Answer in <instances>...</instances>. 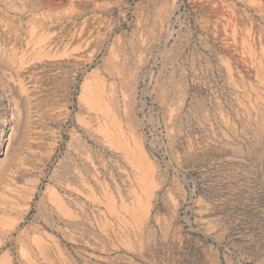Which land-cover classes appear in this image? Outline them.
Wrapping results in <instances>:
<instances>
[{
    "label": "rangeland",
    "instance_id": "obj_1",
    "mask_svg": "<svg viewBox=\"0 0 264 264\" xmlns=\"http://www.w3.org/2000/svg\"><path fill=\"white\" fill-rule=\"evenodd\" d=\"M57 1L0 0V77L2 78L3 74H12L9 81L24 86L22 91H18L10 85L1 84L0 81V100H4L5 115L14 109L19 113V118H22L24 108L22 104L21 107L17 106L15 101L16 98L23 97L26 101V94L29 93L28 105H33L34 112L31 134L26 135L28 140H24L19 154L17 153L16 161L20 162V166L14 169L11 181L0 185V248L3 250H0V257L9 256L10 264H264V129L260 119V115L264 113V0H170L168 5L163 4L165 0ZM176 3L180 4L179 9H175ZM62 8L65 9L64 12ZM30 17L33 20L30 21ZM177 18H180V21ZM42 20L46 22L44 27L39 24ZM47 25L54 29L47 28ZM252 30L255 31L254 34ZM53 37V44L59 47L61 52L70 48L71 44L83 40L79 43L83 44V47L77 58L78 62L60 66L46 63L36 55V51L39 48L44 49ZM232 41L235 47H239H233ZM83 70L92 73L96 80L103 79L110 85L108 113L113 117L117 110L119 111L124 148L98 152L99 146L92 139L89 141L92 152L87 155L74 148L72 139L74 136L76 138L77 134L85 129L98 133L97 123L101 117L93 110L91 117L80 115V120L78 119L77 102L80 87L84 82ZM66 71L67 75L63 76ZM149 71L154 74L151 76ZM14 72L19 73L18 81L13 75ZM138 76H144L142 78L146 80L141 82L135 101L130 104L128 83ZM75 78L79 82H75ZM164 80L168 82L165 93L164 89L160 88ZM49 90L58 95L56 102L59 103L60 109L53 111L56 115L52 111H46L49 107L44 98L49 95ZM142 98L146 100L145 106H142ZM68 99L73 102L70 104L71 114L61 108V104ZM163 100L164 103H161ZM44 109L46 110L43 111ZM133 116L138 120H133ZM169 118L175 122L168 123ZM16 121L17 118L12 121L8 117L3 123L0 119V150L4 148L8 137L10 144L14 143L18 135L15 129ZM180 128H183L182 131ZM112 135L114 136V132ZM139 150L152 164L154 171L153 187H147L149 190L152 188L150 192L148 190L149 195L141 196V208L137 217L139 225L143 224L140 232L133 221V209L137 210V207H134L132 202L143 190L137 187V167L133 166L130 154ZM67 157L69 159H66ZM70 160L72 166L66 171V164ZM66 174L67 176H64ZM175 207L179 210L176 219L181 228L178 227L176 231L179 234L175 233V227L172 226L175 220L172 209ZM149 231L155 235L152 242ZM158 242H161L160 245ZM149 243L152 246H149Z\"/></svg>",
    "mask_w": 264,
    "mask_h": 264
},
{
    "label": "bare ground",
    "instance_id": "obj_2",
    "mask_svg": "<svg viewBox=\"0 0 264 264\" xmlns=\"http://www.w3.org/2000/svg\"><path fill=\"white\" fill-rule=\"evenodd\" d=\"M7 1V0H6ZM18 1V0H17ZM49 1V0H48ZM57 1V0H56ZM108 1V0H107ZM227 1V0H226ZM244 1V0H243ZM5 2V1H4ZM58 2V1H57ZM60 2H61V0H60ZM67 2V1H66ZM71 2V1H70ZM78 2V1H77ZM82 2H84V1H82ZM192 2H194V0L192 1ZM211 2V1H210ZM222 2V1H221ZM22 3V2H21ZM38 3V2H37ZM65 3V2H64ZM162 3V2H161ZM206 3V2H205ZM219 3V2H218ZM18 4V3H17ZM89 4V3H88ZM163 4H165V5H168V4H170V0H165L164 1V3ZM171 4H173V2L171 3ZM177 4V3H176ZM235 4V3H234ZM243 4V3H242ZM37 5V4H36ZM82 5V4H81ZM200 5V4H199ZM206 5V4H205ZM209 5V4H208ZM211 5H213L212 3H211ZM223 5V4H222ZM236 5V4H235ZM240 5V4H239ZM23 6V5H22ZM66 6H68V5H66ZM83 7L85 6V5H82ZM174 6V5H173ZM203 6H204V4H203ZM207 6V5H206ZM219 5H217V7H218ZM237 6V5H236ZM242 6V5H241ZM251 6V5H250ZM255 6V5H254ZM20 7H21V5H20ZM65 7V6H64ZM69 7H70V5H69ZM68 7V8H69ZM75 7V6H74ZM86 7H87V5H86ZM160 7H162L161 5H160ZM199 7V6H198ZM65 8H67V7H65ZM76 8V7H75ZM91 8V7H90ZM180 8V4H177V6H175V9H179ZM204 8V7H203ZM208 8V7H207ZM63 9V12H64V8H62ZM88 9V8H87ZM87 9H86V11H87ZM164 9V8H163ZM175 9H173V10H175ZM246 9V8H245ZM249 9V8H248ZM263 9V8H262ZM58 10V9H57ZM67 10V9H66ZM172 10V11H173ZM220 10V9H219ZM222 10V9H221ZM228 10V9H227ZM71 11H73V8H71ZM214 11H215V9H214ZM223 11V10H222ZM225 11H226V9H225ZM232 11V10H231ZM235 11V10H234ZM237 11V10H236ZM252 11V10H251ZM258 11V10H257ZM40 12V11H39ZM53 12V11H52ZM78 12V11H77ZM88 12V11H87ZM174 12V11H173ZM198 12H200V11H198ZM216 12V11H215ZM217 12H219V11H217ZM243 12V11H242ZM73 13V12H72ZM236 13V12H235ZM55 14V13H54ZM78 14H80L79 12H78ZM78 14H76L77 16H78ZM171 14H173V13H171ZM177 14V13H176ZM200 14V13H199ZM225 14H226V12H225ZM260 14V13H259ZM1 15V14H0ZM45 15V14H44ZM51 15V14H50ZM67 15V14H66ZM74 15V14H73ZM221 15V14H220ZM230 15V14H229ZM28 16V15H27ZM35 16V15H34ZM47 16V15H46ZM58 16V15H57ZM71 16V15H70ZM178 16V15H177ZM176 16V17H177ZM180 16V15H179ZM203 16V15H202ZM205 16V15H204ZM208 16V15H207ZM228 16V15H227ZM247 16V15H246ZM249 16V15H248ZM254 16V15H253ZM258 16V15H257ZM26 17V16H25ZM40 17V16H39ZM43 17H45V16H43ZM67 18H69L68 16H66ZM220 17V16H219ZM230 17V16H229ZM240 17V16H239ZM255 17V16H254ZM21 18V17H20ZM46 18V17H45ZM53 18V17H52ZM60 18V17H59ZM90 18V17H89ZM168 18H170V16L168 17ZM212 18H214V16L212 17ZM231 18V17H230ZM233 18V17H232ZM39 19V18H38ZM78 19H79V17H78ZM171 19V18H170ZM179 21H180V18H177ZM222 19V18H221ZM234 19V18H233ZM232 19V21H234ZM5 20V19H4ZM29 20L31 21V20H33L32 19V17H30L29 18ZM35 20H37V19H35ZM34 20V21H35ZM47 20V19H46ZM57 20V19H56ZM55 20V21H56ZM80 20V19H79ZM174 20V19H173ZM183 20V19H182ZM241 20H242V18H241ZM8 21V20H7ZM53 21H54V19H53ZM247 21V20H246ZM26 22V21H25ZM66 22V21H65ZM88 22V21H87ZM86 22V23H87ZM91 22H93V21H91ZM190 22V21H189ZM214 22V21H213ZM221 22V21H220ZM225 22V21H224ZM229 22V21H228ZM235 22H237V20L235 21ZM249 22V21H248ZM27 23H29L28 22V20H27ZM31 23V22H30ZM46 23V22H45ZM44 21L42 20V21H40V26H43L44 27ZM71 23V22H70ZM77 24H79L78 23V21L76 22ZM226 23V22H225ZM32 24V23H31ZM62 24V23H61ZM61 24H60V26H61ZM67 24H69V23H67ZM76 24V25H77ZM170 24H171V22H170ZM211 24H213V23H211ZM66 25V24H65ZM72 25V24H71ZM84 25V24H83ZM87 25V24H86ZM178 25V24H177ZM210 25V24H209ZM216 25V24H215ZM223 25V24H222ZM243 25V24H242ZM32 26V25H31ZM37 26H39V25H37ZM171 26V25H170ZM176 26V25H175ZM191 26V25H190ZM211 26V25H210ZM218 26V25H217ZM221 26V25H220ZM226 26V25H225ZM244 26V25H243ZM33 27H35V26H33ZM47 28L49 27V29H54V27H50L49 25H47L46 26ZM57 27V26H56ZM173 27V26H172ZM195 27V26H194ZM212 27H214V26H212ZM211 27V28H212ZM222 27V26H221ZM249 27L250 26H248V29H249ZM36 28V27H35ZM38 28V27H37ZM60 28V27H59ZM245 28V27H244ZM255 28V27H254ZM24 29H25V27H24ZM28 29H30V28H28ZM44 30H45V28H43ZM49 29H47L48 30V32H49ZM64 29V28H63ZM174 29V28H173ZM176 29V28H175ZM195 29V28H194ZM253 29V28H252ZM260 29V28H259ZM22 30V29H21ZM57 30H58V28H57ZM61 30V29H60ZM75 30V29H74ZM178 30V29H177ZM214 30V29H213ZM221 30V29H220ZM228 30V29H227ZM230 30V29H229ZM245 30V29H244ZM243 30V31H244ZM2 31V30H1ZM10 31H11V29H10ZM40 31V30H39ZM59 31V30H58ZM57 31V32H58ZM62 31V30H61ZM65 31V30H64ZM76 31V30H75ZM85 31V30H84ZM97 31H99V30H97ZM212 31V30H211ZM219 31V30H218ZM251 31V30H250ZM47 32V31H46ZM63 32V31H62ZM216 32V31H215ZM222 32H223V29H222ZM221 32V33H222ZM238 32V31H237ZM252 32H253V30H252ZM255 32V31H254ZM254 32H253V34H254ZM13 33H14V31H13ZM24 33V32H23ZM40 33V32H39ZM44 34H45V32H43ZM59 33H61V32H59ZM93 33V32H92ZM171 33H172V31H171ZM181 33V32H180ZM220 33V34H221ZM239 33V32H238ZM242 33H245V32H242ZM241 33V34H242ZM257 33H258V31H257ZM3 34V33H2ZM10 34V33H9ZM27 34V33H26ZM56 33L54 32V34L53 35H55ZM68 34V33H67ZM91 34V33H90ZM123 34V33H122ZM122 34H121V36H122ZM224 34V33H223ZM19 35V34H18ZM28 35V34H27ZM49 35V33L47 34V36ZM66 35V34H65ZM79 35V34H78ZM82 34H80V36H81ZM85 35V34H84ZM92 35V34H91ZM94 35V34H93ZM184 35V34H183ZM218 35V34H217ZM227 35V34H226ZM255 35H256V33H255ZM258 35V34H257ZM37 36V35H36ZM46 36V35H45ZM69 35H67V37H68ZM73 36V35H72ZM76 36H77V33H76ZM163 36V35H162ZM170 36H171V34H170ZM169 36V37H170ZM195 36V35H194ZM221 36V35H220ZM237 36H239V35H237ZM14 37V36H13ZM19 37V36H18ZM43 37H44V35H43ZM66 37V38H67ZM82 37V36H81ZM106 37V36H105ZM117 37V36H116ZM124 37V36H123ZM168 37V38H169ZM181 37V36H180ZM219 37V36H218ZM242 37V36H241ZM261 37V36H260ZM40 38V37H39ZM64 38V37H63ZM74 38H75V35H74ZM109 38H111V37H109ZM115 38V37H114ZM122 38V37H121ZM136 38V37H135ZM176 38H177V36H176ZM194 38V37H193ZM230 38H231V35H230ZM237 38V37H236ZM252 38V37H251ZM79 39V38H78ZM87 39V38H86ZM95 39V38H94ZM105 39V38H104ZM123 39V38H122ZM191 39V38H190ZM217 39V38H216ZM224 39V38H223ZM239 39H241L240 37H239ZM238 39V40H239ZM6 40V39H5ZM53 40H55V37H53L52 38V41H50V42H48V45L44 48V49H41V48H39L37 51H36V55H38V56H40V58H43L42 60H44V62H46V63H49V64H56V65H62V64H64V63H66V64H70V63H72L73 64V62L74 61H77L78 62V57H79V55H80V50H82L81 49V47H83L82 45H80L81 43L80 42H82L83 40H80L79 41V43H74L73 45L71 44L70 46V48H65L64 49V51L63 52H61V50L59 49V47H57L56 45H54L53 44ZM57 40V39H56ZM62 40V39H61ZM67 40V39H66ZM71 40V39H70ZM113 40V39H112ZM111 40V41H112ZM174 40V39H173ZM228 40V39H227ZM230 40H233V39H230ZM236 40V39H235ZM250 40V39H249ZM264 40V39H263ZM9 41V40H8ZM64 41V40H63ZM93 41V40H92ZM99 41V40H98ZM220 41V40H219ZM73 41H71V43H72ZM212 42V41H211ZM239 42V41H238ZM252 43H253V41H251ZM56 43V42H55ZM62 43V42H61ZM65 43V42H64ZM63 43V44H64ZM67 43V42H66ZM94 43V42H93ZM99 43L101 44V41H99ZM105 43V42H104ZM114 43H115V41H114ZM118 43H120L119 42V40H118ZM160 43V42H159ZM217 43V42H216ZM221 43V42H220ZM251 43V44H252ZM257 43V42H256ZM260 43V42H259ZM23 44V43H22ZM109 44V43H108ZM144 44V43H143ZM142 44V45H143ZM172 44V43H171ZM181 44V43H180ZM228 44V43H227ZM232 44H233V41H232ZM238 44V43H237ZM8 45V44H7ZM58 45V44H57ZM86 45V44H85ZM90 45V44H89ZM110 45V44H109ZM115 45V44H114ZM127 45V44H126ZM135 45V44H134ZM166 45V44H165ZM185 45V44H184ZM191 45V44H190ZM220 45H222V44H220ZM225 45V44H224ZM230 45V44H229ZM260 45V44H259ZM61 46V45H60ZM91 46V45H90ZM90 46H88V47H90ZM118 46V45H117ZM125 46V45H124ZM226 46V45H225ZM228 46V45H227ZM231 46V45H230ZM233 47H235V45L233 44L232 45ZM231 46V47H232ZM238 46V45H237ZM17 47V46H16ZM64 47V46H63ZM103 47H104V44H103ZM109 47V46H108ZM126 47V46H125ZM124 47V48H125ZM131 47V46H130ZM136 47V46H135ZM138 47H140V46H138ZM166 47V46H165ZM178 47V46H177ZM187 47V46H186ZM239 47V46H238ZM238 47H235V48H238ZM243 47V46H242ZM30 48V47H29ZM37 48V47H36ZM101 48V47H100ZM174 48V47H173ZM88 49H90V48H88ZM87 49V50H88ZM107 49V48H106ZM232 49V48H231ZM3 50V49H2ZM11 50V49H10ZM28 50V49H27ZM26 50V51H27ZM92 50V49H91ZM99 50V49H98ZM126 50V49H125ZM145 50H146V48H145ZM145 50H142V51H145ZM161 50V49H160ZM170 50H171V48H170ZM223 50V49H222ZM229 50H230V47H229ZM240 50V49H239ZM139 51V50H138ZM217 51V50H216ZM221 51V50H220ZM232 51V50H231ZM246 51V50H245ZM260 51V50H259ZM83 52H86L85 50H83ZM105 52V51H104ZM128 52V51H127ZM162 52H163V49H162ZM218 52V51H217ZM224 52V51H223ZM258 52V51H257ZM0 53H1V51H0ZM108 53V52H107ZM129 53V52H128ZM133 53V52H132ZM138 53V52H137ZM165 53V52H164ZM167 53V52H166ZM219 53V52H218ZM10 54V53H9ZM139 54H141V53H139ZM162 54V53H161ZM174 54V53H173ZM172 54V55H173ZM181 54V53H180ZM216 54V53H215ZM233 54V53H232ZM2 55H3V53H2ZM125 55V54H124ZM171 55V54H170ZM177 55V54H176ZM221 55V54H220ZM226 55V54H225ZM236 55H237V53H236ZM105 56V55H104ZM128 56V55H127ZM132 56V55H131ZM174 56V55H173ZM181 56V55H180ZM214 56V55H213ZM254 56V55H253ZM13 57V56H12ZM165 57V56H164ZM168 57V56H167ZM171 57V56H170ZM221 57V56H220ZM224 57V56H223ZM229 57V56H228ZM263 57V56H262ZM222 58V57H221ZM238 58V57H237ZM1 59V58H0ZM87 59H89L90 60V58H87ZM87 59H85V61H87ZM124 59V58H123ZM125 59H126V57H125ZM132 59V58H131ZM167 59V58H166ZM173 59V58H172ZM218 59V58H217ZM223 59V58H222ZM5 60H6V58H5ZM17 60V59H16ZM89 60H88V62H89ZM129 60V59H128ZM134 60V59H133ZM214 60V59H213ZM232 60V59H231ZM254 60V59H253ZM6 61H8V60H6ZM83 61V60H82ZM91 61V60H90ZM111 61V60H110ZM157 61V60H156ZM224 61V60H223ZM238 61V60H237ZM241 61V60H240ZM9 62V61H8ZM136 62H137V60H136ZM233 62V61H232ZM243 62H245L244 60H243ZM257 62V61H256ZM18 63V62H17ZM90 63V62H89ZM129 63V62H128ZM154 63H156V62H154ZM153 63V64H154ZM246 63V62H245ZM253 63V62H252ZM44 64V63H43ZM71 64V65H72ZM76 64V63H75ZM80 64V63H79ZM137 64V63H136ZM140 64V63H139ZM150 64V63H149ZM232 64V63H231ZM257 64V63H256ZM37 65V64H36ZM86 65V64H85ZM90 65V64H89ZM99 65V64H98ZM106 65V64H105ZM156 65V64H155ZM9 66H10V64H9ZM74 66V65H73ZM84 66V65H83ZM114 66H115V64H114ZM113 66V67H114ZM122 66V65H121ZM129 66V65H128ZM137 66V65H136ZM3 67V66H2ZM20 67V66H19ZM35 67V66H34ZM99 67V66H98ZM101 67V66H100ZM112 67V66H111ZM130 67H131V65H130ZM150 67V66H149ZM222 67V66H221ZM233 67V66H232ZM244 67L246 68V65H244ZM243 67V68H244ZM1 68V67H0ZM31 68V67H30ZM78 68V67H77ZM102 68V67H101ZM134 68V67H133ZM154 68V67H153ZM165 68V67H164ZM242 68V69H243ZM72 69V68H71ZM115 69V68H114ZM121 69H122V67H121ZM142 69H143V67H142ZM230 69H232V68H230ZM247 69V68H246ZM75 70V69H74ZM80 70V69H79ZM102 70V69H101ZM109 70V69H108ZM125 70V69H124ZM134 70V69H133ZM152 70V69H151ZM150 70V71H151ZM182 70V69H181ZM254 70V69H253ZM56 71V70H55ZM90 71V70H89ZM103 71V70H102ZM144 71H145V68H144ZM143 71V72H144ZM149 71V74L152 76L153 74H154V72L151 74V72ZM175 71V70H174ZM192 71V70H191ZM225 71V70H224ZM242 71V70H241ZM248 71V70H247ZM12 72V71H11ZM19 72V71H18ZM68 71H66L64 74H63V72H62V74H63V76H66ZM70 72V71H69ZM84 72V82H83V84L81 85V87H80V93H79V95H78V102H77V105H78V112H77V116H78V119H79V117H80V115L81 116H84V117H91V115H92V112H93V110L94 111H96L97 113H99V115L101 116L100 118H99V121H98V128H99V130H98V133L97 134H95V133H91L89 130H87V129H85L83 132H81V133H79V134H77L78 136L75 138V136H74V138L72 139V144H74V148H78L81 152H82V154H88V152H92V146L89 144V141L92 139L93 140V142L95 141L96 142V144L100 147H98L97 148V151L98 152H102V151H105V150H108V149H112V148H124V134H122V128H121V126H120V122H119V118H118V116H119V111L117 110V112H116V114L112 117L109 113H108V105H109V100H108V98H110V95H109V89L111 90V88H110V85L109 84H107V82L105 81V80H103V79H97L96 80V78H95V76H93V74L92 73H88V71H86V70H83L82 71V73ZM130 72V71H129ZM143 72H142V75H143ZM147 72V71H146ZM163 72V71H162ZM168 72V71H167ZM25 73H27V72H25ZM43 73V72H42ZM60 73V72H59ZM75 73V72H74ZM246 74H247V72H245ZM44 74H46V73H44ZM52 74H53V71H52ZM55 74H58V73H55ZM61 74V73H60ZM72 74V73H71ZM70 74V75H71ZM126 74V73H125ZM148 74V75H149ZM156 74V73H155ZM163 74V73H162ZM170 74V73H169ZM177 74V73H176ZM227 74V73H226ZM233 74V73H232ZM234 74H235V72H234ZM263 74V73H262ZM13 75L15 76V78H16V81H18L19 80V73H16V72H14L13 73ZM48 75H49V73H48ZM102 75V74H101ZM141 75V74H140ZM175 75V74H174ZM178 75V74H177ZM176 75V76H177ZM223 75V74H222ZM11 76H12V74H8V75H6V74H3V77L1 78L0 77V81H1V84L2 83H4V84H6V85H10V86H12V87H14L15 89H17L18 91H22L23 89H24V86L21 84V83H18L17 85L16 84H14V83H11V81H9L10 79L9 78H11ZM28 76V75H27ZM52 76V75H51ZM58 76V75H57ZM60 77H62L61 75H59ZM76 76V75H75ZM107 76V75H106ZM112 76V75H111ZM129 76H130V74H129ZM133 76V75H132ZM150 76V77H151ZM234 76V75H233ZM247 76V75H246ZM42 77V76H41ZM59 77V78H60ZM81 77V76H80ZM142 77H144V76H142ZM142 77H135V78H133V79H131L130 81H129V83H128V87H127V90H128V96H130V104H133V102L135 101V96H136V93L138 92V87H139V85L141 84V82L143 81L144 82V79L145 78H142ZM189 77V76H188ZM236 77V76H235ZM33 78V77H32ZM45 78V77H44ZM57 78V77H56ZM65 78V77H64ZM71 78V77H70ZM78 78V77H77ZM110 78V77H109ZM109 78H107V79H109ZM158 78V77H157ZM163 78V77H162ZM171 78V77H170ZM186 78V77H185ZM226 78H228V77H226ZM262 78V77H261ZM115 79V78H114ZM122 79H123V77H122ZM160 79V78H159ZM164 79H165V76H164ZM168 79V78H167ZM194 79V78H193ZM225 79V78H224ZM230 79V78H229ZM239 79H241V78H239ZM255 79V78H254ZM13 80V79H12ZM46 80H47V78H46ZM56 80V79H55ZM98 80H102V81H98ZM146 80V79H145ZM151 80V79H150ZM172 80H173V77H172ZM226 80V79H225ZM247 80V79H246ZM73 81V80H72ZM74 81L75 82H79L76 78L74 79ZM157 81V80H156ZM155 81V82H156ZM161 81V80H160ZM177 81V80H176ZM242 81V80H241ZM255 81H256V79H255ZM258 81V80H257ZM53 82V81H52ZM54 82H56V81H54ZM64 82V81H63ZM121 82V81H120ZM150 82V81H149ZM152 82V81H151ZM169 82H171L170 80H169ZM229 82V81H228ZM236 82H238L237 81V79H236ZM261 82H262V80H261ZM27 83V82H26ZM25 83V84H26ZM114 83V82H113ZM147 83V82H146ZM160 83V82H159ZM197 83V82H196ZM243 83V82H242ZM257 83V82H256ZM50 84H51V82H50ZM49 84V85H50ZM53 84H55V83H53ZM60 84V83H59ZM62 84V83H61ZM64 84V83H63ZM70 83H68V85H69ZM168 84V82L167 81H162V84H161V86H160V88L162 87L164 90H163V93H165V89L167 88V85ZM177 84V83H176ZM52 85V84H51ZM58 85V84H57ZM124 85V84H123ZM170 85V84H169ZM186 85H187V83H186ZM193 85V84H192ZM197 85V84H196ZM234 85V84H233ZM243 85V84H242ZM241 85V86H242ZM67 86V85H66ZM114 86V85H113ZM119 86V85H118ZM143 86V85H142ZM149 85H147V87H148ZM152 86V85H151ZM176 86V85H175ZM181 86V85H180ZM183 86V85H182ZM261 86V85H260ZM53 87V86H52ZM71 87H72V85H71ZM109 87V88H108ZM124 87V86H123ZM144 87V86H143ZM175 88V87H174ZM196 88H198V86L196 87ZM235 88V87H234ZM35 89V88H34ZM54 89H55V87H54ZM143 89V88H142ZM145 89H147V88H145ZM150 89L151 88H149L148 89V91H150ZM236 89V88H235ZM59 90V89H58ZM115 90V89H114ZM125 90V89H124ZM156 90V89H155ZM233 90V89H232ZM264 90V89H263ZM42 91V90H41ZM47 91V90H46ZM64 91V90H63ZM70 91V90H69ZM161 91V90H160ZM172 91V90H171ZM1 92V91H0ZM15 92V91H14ZM58 92V91H57ZM75 92V91H74ZM146 92H147V90H146ZM177 92H178V90H177ZM197 92H198V90H197ZM202 92H204L203 90H202ZM263 92V91H262ZM5 93V92H4ZM22 93V92H21ZM49 95H47V97H45L44 99L46 100V102H45V104L49 107V109H44L43 111H54V110H57L58 108H59V103H57L56 102V98H57V94H56V92L55 91H51V90H49ZM162 93V92H161ZM162 93V94H163ZM16 94V93H15ZM32 94V93H31ZM67 94V93H66ZM119 94V93H118ZM149 94H150V92H149ZM155 94H156V91H155ZM169 94V93H168ZM178 94V93H177ZM185 94H186V92H185ZM188 94V93H187ZM11 95V94H10ZM17 95V94H16ZM42 95V94H41ZM158 95V94H157ZM156 95V96H157ZM171 95V94H170ZM191 95V94H190ZM237 95V94H236ZM264 95V94H263ZM43 96V95H42ZM68 96V95H67ZM124 96V95H123ZM145 96V95H144ZM195 96H196V94H195ZM256 96V95H255ZM10 97H12V96H10ZM40 97V96H39ZM121 97V96H120ZM141 97V96H140ZM165 97V96H164ZM167 97V96H166ZM169 97V96H168ZM179 97V96H178ZM70 98V97H69ZM128 98V97H127ZM138 98V97H137ZM149 98V97H148ZM157 98H158V96H157ZM161 98V97H160ZM169 98H171V97H169ZM180 98V97H179ZM192 98H194V96L192 97ZM204 98V97H203ZM257 98V97H256ZM6 99V98H5ZM19 99H20V101H19ZM19 99H17L16 98V100L17 101H15L16 103H17V106H20L21 107V104H22V108H24L23 110H24V117H22V118H19V113L18 112H16L14 109H11V110H9V113L7 112V114L5 115V112H6V110H5V105L3 104L4 103V100H0V107H1V111H0V119H1V121L3 122V121H5L6 120V118H11L12 119V121H13V119L14 118H17V121H16V126H15V129L17 130V132H18V137L16 136V138H15V141H14V143H12V144H10V137H8L7 138V140H5L6 141V144H4V148L2 149L1 148V150H0V153H2V156L0 157V185L1 184H3V183H6V182H8V181H11L10 180V178H12L13 176H14V169L15 168H17V167H19L20 166V162H17L16 161V158H18L17 157V155L19 154V150H20V148L22 147V144H23V142H24V140L25 139H27L26 138V135H28V134H31L30 132H31V129H32V123H33V117H34V112H33V110H32V106H29L28 105V101H29V93H27L26 94V101H25V99H24V97L23 98H19ZM40 99H41V97H40ZM58 99V98H57ZM115 99V98H114ZM140 99V98H139ZM156 99V98H155ZM163 99V98H162ZM167 99V98H166ZM181 99V98H180ZM187 99V98H186ZM190 99V98H189ZM196 99H198V98H196ZM32 100V99H31ZM71 100V99H70ZM69 99H68V101L67 102H65V103H63V104H61L62 105V109L66 112V113H68V114H71L72 113V111H71V109H70V104H73V102H71ZM73 100H74V98H73ZM117 100H118V98H117ZM150 100V99H149ZM158 100H159V98H158ZM75 101V100H74ZM142 103L144 104V105H142V106H145V103H146V100L145 99H143L142 98ZM205 101V100H204ZM262 101V100H261ZM32 102V101H31ZM49 102V103H48ZM164 103V100L163 101H161V103ZM166 102V101H165ZM179 102V101H178ZM200 102H202V101H200ZM61 103V102H60ZM112 103V102H111ZM119 103V102H118ZM141 103V102H140ZM11 104V103H10ZM173 104V103H172ZM13 105V104H12ZM195 105V104H194ZM207 105V104H206ZM206 105H205V109L203 108V111L205 110L206 111ZM264 105V104H263ZM262 105V106H263ZM116 106V105H115ZM128 106V105H127ZM157 106V105H156ZM161 106H163V105H161ZM169 105H167V107H168ZM177 106V105H176ZM183 106V105H182ZM200 106H201V104H200ZM203 107H204V105H202ZM201 106V107H202ZM133 107H135V106H133ZM138 107V106H137ZM185 107V106H184ZM183 107V108H184ZM222 107V106H221ZM73 108V107H72ZM122 108V107H121ZM129 108V107H128ZM139 108V107H138ZM164 108V107H163ZM191 108V107H190ZM229 108H230V106H229ZM247 108V107H246ZM260 108H261V105H260ZM6 109H9V108H6ZM60 109V108H59ZM58 109V110H59ZM115 110H116V108H114ZM186 109V108H185ZM208 109V108H207ZM134 110H135V108H134ZM165 110H166V107H165ZM184 110V109H183ZM121 111V110H120ZM127 111H129V110H127ZM132 110H130V112H131ZM182 111V110H181ZM200 111V110H199ZM205 111H204V113H205ZM233 111V110H232ZM259 111V110H258ZM263 111H264V108H263ZM262 111V112H263ZM63 112V111H62ZM122 112V111H121ZM146 112V111H145ZM148 112V111H147ZM156 112H158V111H156ZM167 112V111H166ZM177 112V111H176ZM198 112V111H197ZM54 113V112H53ZM56 113V112H55ZM54 113V114H55ZM95 113V112H94ZM132 113V112H131ZM143 113V112H142ZM53 114V116H55ZM62 114V113H61ZM122 114V113H121ZM136 114V113H135ZM200 114V113H199ZM199 114H198V116H199ZM249 114V113H248ZM257 114V113H256ZM125 115V114H124ZM127 115V114H126ZM131 115H133V114H131ZM144 115V114H143ZM142 115V117L144 118V116ZM147 115V114H146ZM154 115V114H153ZM168 115H169V113H168ZM224 115V114H223ZM5 116V117H4ZM8 116V117H7ZM47 116H48V113H47ZM75 116V115H74ZM123 116V115H122ZM129 116H130V114H129ZM152 116V115H151ZM167 116V115H166ZM178 116V115H177ZM69 117V116H68ZM71 117V116H70ZM127 117V116H126ZM159 117V116H158ZM164 117V116H163ZM248 117V116H247ZM259 117V116H258ZM53 118V117H52ZM67 118V117H66ZM134 116H133V120H134ZM140 118V117H139ZM143 118H142V121H143ZM168 118V117H167ZM190 118V117H189ZM62 119V118H61ZM74 119V118H73ZM136 119V118H135ZM204 119V118H203ZM260 119H261V123H262V129H264V113L263 114H261L260 115ZM56 120H57V118H56ZM80 120V119H79ZM83 120V119H82ZM93 120V119H92ZM138 119H136V121H137ZM152 120V119H151ZM169 122L168 123H173V122H175V121H171V118H169ZM175 120V119H174ZM190 120H191V118H190ZM190 120H189V122H190ZM207 120V119H206ZM248 120V119H247ZM40 121V120H39ZM60 121V120H59ZM132 120H130V122H131ZM144 121H146V120H144ZM177 121V120H176ZM185 121V120H184ZM198 121H200V120H198ZM257 121V120H256ZM1 122V123H2ZM11 122V121H10ZM53 122V121H52ZM128 122V121H127ZM159 122V121H158ZM166 122V121H165ZM180 122V121H179ZM181 122H183V121H181ZM249 122V121H248ZM4 123V122H3ZM58 123V122H57ZM76 123V122H75ZM155 123V122H154ZM191 123V122H190ZM201 123V122H200ZM259 123V122H258ZM261 123H259V124H261ZM7 124V123H6ZM77 124V123H76ZM130 124V123H129ZM165 124V123H164ZM225 124V123H224ZM33 125H34V123H33ZM64 125H65V123H64ZM131 125H132V123H131ZM130 125V126H131ZM147 125V124H146ZM159 125V124H158ZM173 125V124H172ZM171 125V126H172ZM175 125V124H174ZM189 125V124H188ZM194 125V124H193ZM203 125V124H202ZM207 125V124H206ZM220 125V124H219ZM247 125V124H246ZM1 126V125H0ZM63 126V125H62ZM92 126V125H91ZM126 126H128V124L126 125ZM138 126V125H137ZM167 126V125H166ZM257 126V125H256ZM5 127V126H4ZM77 127V126H76ZM175 127V126H174ZM198 127H199V125H198ZM204 127V126H203ZM252 127V126H251ZM260 127V126H259ZM40 128V127H39ZM124 128V127H123ZM129 128V127H128ZM127 128V129H128ZM176 128V127H175ZM14 129V130H15ZM157 129V128H156ZM181 129V128H180ZM183 129V128H182ZM182 129H181V131H182ZM185 129V128H184ZM205 129V128H204ZM246 129V128H245ZM5 130V129H4ZM152 130V129H151ZM257 130V129H256ZM78 131V130H77ZM82 131V130H81ZM153 131V130H152ZM205 131V130H204ZM246 131V130H245ZM251 131V130H250ZM46 132V131H45ZM67 132V131H66ZM112 132H114V136L112 135ZM130 132V131H129ZM132 132V131H131ZM212 132V131H211ZM214 132V131H213ZM260 132V131H259ZM11 133V132H10ZM47 133H48V131H47ZM153 133V132H152ZM171 133V132H170ZM193 133V132H192ZM228 133V132H227ZM261 133V132H260ZM5 134V133H4ZM150 134H151V132H150ZM183 134V133H182ZM185 134H186V132H185ZM195 134V133H194ZM207 134V133H206ZM247 134V133H246ZM39 135V134H38ZM62 135V134H61ZM147 135V134H146ZM184 135V134H183ZM190 135V134H189ZM193 135V134H192ZM200 135V134H199ZM263 135V134H262ZM261 135V136H262ZM1 136H2V132L0 131V139H1ZM49 136V135H48ZM131 136V135H130ZM155 136V135H154ZM178 136V135H177ZM210 136V135H209ZM215 136V135H214ZM231 136V135H230ZM234 136V135H233ZM238 136V135H237ZM251 136V135H250ZM6 137V136H5ZM159 137V136H158ZM216 137V136H215ZM51 138V137H50ZM131 138V137H130ZM168 138V137H167ZM186 138V137H185ZM188 138H189V136H188ZM193 138V137H192ZM195 138V137H194ZM211 138V137H210ZM219 137H217V139H218ZM241 138V137H240ZM4 139V138H3ZM46 139V138H45ZM158 139V138H157ZM175 139V138H174ZM205 139V138H204ZM245 139V138H244ZM28 140V139H27ZM65 140V139H64ZM144 140V139H143ZM150 140V139H149ZM151 140H153V139H151ZM160 140V139H159ZM189 140V139H188ZM190 140H191V138H190ZM189 140V141H190ZM239 140H241V139H239ZM251 140V139H250ZM258 140V139H257ZM30 141V140H29ZM184 141V140H183ZM225 141V140H224ZM228 141V140H227ZM1 142H3V141H1ZM13 142V141H12ZM47 142V141H46ZM171 142V141H170ZM210 142V141H209ZM232 142V141H231ZM235 142V141H234ZM233 142V143H234ZM247 142V141H246ZM36 143V142H35ZM48 143V142H47ZM150 143V142H149ZM153 143V142H152ZM151 143V144H152ZM213 143V142H212ZM219 143V142H218ZM238 143V142H237ZM53 144V143H52ZM132 144H133V142H132ZM145 143H143V145H144ZM154 144V143H153ZM155 144H156V142H155ZM199 144V143H198ZM222 144V143H221ZM239 144V143H238ZM249 144V143H248ZM33 145V144H32ZM58 145V144H57ZM96 145V146H97ZM150 145V144H149ZM158 145V144H157ZM177 145V144H176ZM213 145V144H212ZM253 145V144H252ZM140 146V145H139ZM173 146H174V142H173ZM181 146V145H180ZM190 146V145H189ZM248 146V145H247ZM254 146V145H253ZM261 146V145H260ZM25 147V146H24ZM50 147V146H49ZM71 147V146H70ZM151 147V146H150ZM149 147V148H150ZM162 147V146H161ZM218 147V146H217ZM224 147H226V146H224ZM55 148V147H54ZM60 148V147H59ZM154 148V145H153V147H152V149ZM196 148V147H195ZM211 148V147H210ZM213 148V147H212ZM229 148H230V145H229ZM23 149V148H22ZM146 149V148H145ZM144 149V150H145ZM157 149V148H156ZM186 149V148H185ZM202 149V148H201ZM207 149V148H206ZM215 149V148H214ZM219 149H220V147H219ZM263 149V148H262ZM62 150V149H61ZM143 150V151H144ZM197 150V149H196ZM261 150V149H260ZM27 151V150H26ZM75 151V150H74ZM79 151V152H80ZM148 151V150H147ZM152 151V150H151ZM155 151V150H154ZM182 151V150H181ZM186 151V150H185ZM237 151V150H236ZM246 151V150H245ZM118 152V151H117ZM117 152H115V153H117ZM192 152V151H191ZM209 152V151H208ZM231 152V151H230ZM255 152V151H254ZM18 153V154H17ZM147 153V152H146ZM149 153V152H148ZM197 153H198V151H197ZM247 153V152H246ZM62 154V153H61ZM78 154V153H77ZM96 154H97V152H96ZM98 154H100V153H98ZM130 154H131V156H132V164H133V166H136L137 167V173H138V175H137V177H138V180H139V186H137L140 190H143V193H141L140 191V195L139 196H137V197H134V201L132 202V204L134 205V207L136 206L137 207V210H135V209H133V218H135L133 221H134V223H135V226H136V229H137V231L138 232H140V229L142 228V226H143V224H140L139 225V221H137V217H138V214H139V211H140V208H141V202H142V200H141V196H143L144 197V195L145 194H148L149 192H150V190L152 189H148L147 187H149L150 188V186L151 187H153V182H154V171H153V166H152V164L148 161V159L146 158V156H144V154H143V152H141L140 150H139V152H135V153H132V152H130ZM152 154V153H151ZM150 154V155H151ZM178 154V153H177ZM257 154V153H256ZM262 154V153H261ZM43 155V154H42ZM75 155V154H74ZM109 155V154H108ZM118 154H116V156H117ZM119 155H120V153H119ZM205 155V154H204ZM212 155V154H211ZM234 155V154H233ZM241 155V154H240ZM79 156V155H78ZM85 156V155H84ZM100 156V155H99ZM98 156V157H99ZM130 156V157H131ZM154 156V155H153ZM178 156V155H177ZM186 156V155H185ZM194 156V155H193ZM209 156V155H208ZM66 157V156H65ZM108 157V156H107ZM120 157V156H119ZM173 157V156H172ZM207 157V156H206ZM257 157V156H256ZM31 158V157H30ZM58 158H61V157H58ZM95 158V157H94ZM122 158V157H121ZM195 158H197V157H195ZM205 158V157H204ZM215 158V157H214ZM66 159H69L68 157L66 158ZM120 159V158H119ZM184 159V158H183ZM201 159V158H200ZM210 159V158H209ZM252 159V158H251ZM42 160V159H41ZM178 160V159H177ZM257 160V159H256ZM76 161H77V159H76ZM86 161V160H85ZM102 161H103V159H102ZM102 161H101V163H102ZM119 161V160H118ZM180 161V160H179ZM181 161H182V159H181ZM192 161V160H191ZM194 161V160H193ZM202 161V160H201ZM210 161V160H209ZM53 162V161H52ZM62 162V161H61ZM60 162V163H61ZM73 162H75V161H73ZM115 162V161H114ZM170 162V164H171V161H169ZM168 162V163H169ZM176 162V161H175ZM174 162V163H175ZM247 162V161H246ZM250 162V161H249ZM120 163V162H119ZM126 163V162H125ZM187 163V162H186ZM198 163V162H197ZM248 163V162H247ZM96 164H97V162H96ZM100 164V163H99ZM104 165H105V163H103ZM102 164V165H103ZM117 164V163H116ZM190 164V163H189ZM208 164V163H207ZM218 164V163H217ZM49 165V164H48ZM121 165V164H120ZM188 165V164H187ZM186 165V166H187ZM244 165H245V163H244ZM247 165V164H246ZM72 166V161L70 160V162L68 163V164H66V171H69L70 170V167ZM74 166L76 167V165H75V163H74ZM127 166V165H126ZM171 166V165H170ZM192 166V165H191ZM209 166V165H208ZM248 166H250V165H248ZM61 167V166H60ZM116 167V166H115ZM125 167V166H124ZM159 167V166H158ZM174 167V166H173ZM73 168V167H72ZM92 168V167H91ZM117 168H120V167H118L117 166ZM161 168V167H160ZM176 168V167H175ZM191 168V167H190ZM196 168V167H195ZM201 168V167H200ZM210 168V167H209ZM64 169V168H63ZM128 169V168H127ZM208 169V168H207ZM216 169V168H215ZM87 170H88V168H87ZM176 170V169H175ZM186 170V169H185ZM208 170H211V169H208ZM77 171V170H76ZM79 171V170H78ZM89 171V170H88ZM109 171V170H108ZM131 171V170H130ZM129 171V172H130ZM160 171V170H159ZM158 171V172H159ZM189 171V170H188ZM36 172V171H35ZM105 172H106V170H105ZM114 172V171H113ZM157 172V171H156ZM77 173V172H76ZM96 173V172H95ZM122 173V172H121ZM184 173V172H183ZM197 173H199V172H197ZM19 174V173H18ZM74 174V173H73ZM72 174V175H73ZM86 174V173H85ZM84 174V175H85ZM104 174H106V173H104ZM133 174V173H132ZM30 175V174H29ZM45 175V174H44ZM57 175V174H56ZM77 175V174H76ZM124 175V174H123ZM183 175H185V174H183ZM182 175V176H183ZM189 175H191V173L189 174ZM202 175V174H201ZM64 176H67V174L66 175H64ZM196 176V175H195ZM194 176V177H195ZM22 177V176H21ZM26 177V176H25ZM44 178H45V176H43ZM114 176H112V178H113ZM193 177V176H192ZM207 177H209V176H207ZM47 178V177H46ZM76 178V177H75ZM79 178V177H78ZM135 178V177H134ZM202 178H203V176H202ZM70 179H72V178H70ZM80 179H82L81 177H80ZM100 179V178H99ZM98 179V180H99ZM110 179V178H109ZM120 179V178H119ZM189 179V178H188ZM187 179V180H188ZM197 179V178H196ZM112 180V179H111ZM117 180V179H116ZM159 180V179H158ZM195 180V179H194ZM20 181V180H19ZM40 181H41V179H40ZM55 181V180H54ZM162 181V180H161ZM213 181V180H212ZM63 182V181H62ZM73 182H74V180H73ZM200 182V181H199ZM205 182H206V180H205ZM204 182V183H205ZM21 183V182H20ZM52 183V182H51ZM71 183H72V181H71ZM70 183V184H71ZM79 183V182H78ZM93 183V182H92ZM209 183V182H208ZM215 183V182H214ZM73 184V183H72ZM199 184V183H198ZM197 184V185H198ZM211 184V183H210ZM220 184V183H219ZM40 185V184H39ZM80 185V184H79ZM115 185V184H114ZM114 185H112L113 187H114ZM137 185V184H136ZM205 185V184H204ZM203 185V186H204ZM208 185V184H207ZM214 185V184H213ZM63 186V185H62ZM81 186V185H80ZM111 186V187H112ZM130 186V185H129ZM132 186V185H131ZM179 186H181L180 184H179ZM178 186V187H179ZM194 186H195V183H194ZM202 186V187H203ZM251 186V185H250ZM96 187V186H95ZM98 187H100V186H98ZM123 187V186H122ZM209 187V186H208ZM211 187V186H210ZM59 188V187H58ZM84 188V187H83ZM192 188V187H191ZM116 189V188H115ZM178 189V188H177ZM195 189H197V188H195ZM194 189V190H195ZM214 189V188H213ZM212 189V190H213ZM243 189V188H242ZM118 190V189H117ZM148 190H149V192H148ZM179 190H181V189H179ZM198 190V189H197ZM50 191V190H49ZM80 191V190H79ZM109 191V190H108ZM157 191V190H156ZM156 191H155V193H156ZM192 191V190H191ZM190 191V192H191ZM222 191V190H221ZM39 192H40V190H39ZM62 192V191H61ZM98 192V191H97ZM246 192V191H245ZM52 193V192H51ZM116 193V192H115ZM117 193H118V191H117ZM121 193V192H120ZM124 193V192H123ZM136 193V192H135ZM193 193V192H192ZM209 193V192H208ZM212 193V192H211ZM38 194V193H37ZM89 194V193H88ZM191 194V193H190ZM189 194V195H190ZM214 194V193H213ZM245 194V193H244ZM35 195V194H34ZM91 195V194H90ZM125 195V194H124ZM149 195V194H148ZM187 195V194H186ZM192 195V194H191ZM195 195V194H194ZM241 195V194H240ZM40 196V195H39ZM126 196V195H125ZM178 196H179V194H178ZM183 196V195H182ZM214 196V195H213ZM212 196V197H213ZM216 196V195H215ZM85 197V196H84ZM186 197V196H185ZM192 197V196H191ZM108 198V197H107ZM119 198V197H118ZM117 198V199H118ZM147 198V197H146ZM178 198H180V197H178ZM196 198V197H195ZM213 198H215V197H213ZM83 199V198H82ZM85 199V198H84ZM187 199V198H186ZM191 199H193V198H191ZM201 199V198H200ZM37 200V199H36ZM125 200V199H124ZM63 201V200H62ZM71 200H69V202H70ZM105 201V200H104ZM121 201V200H120ZM184 201V200H183ZM182 201V202H183ZM197 201V200H196ZM201 201V200H200ZM208 201V200H207ZM213 201V200H212ZM64 202V201H63ZM89 202V201H88ZM126 202V201H125ZM155 202H157V201H155ZM180 202V201H179ZM192 203H193V201H191ZM65 203V202H64ZM118 203V202H117ZM129 203L131 204V202L129 201ZM208 203V202H207ZM31 204V203H30ZM33 204V203H32ZM70 204V203H69ZM122 204V203H121ZM121 204H120V207H121ZM196 204V203H195ZM202 204V203H201ZM220 204V203H219ZM91 205V204H90ZM117 205V204H116ZM41 206V205H40ZM95 206H96V204H95ZM174 206V205H173ZM212 206V205H211ZM217 206H219V205H217ZM206 207V206H205ZM216 207V206H215ZM118 208V207H117ZM200 208V207H199ZM212 208V207H211ZM95 209V208H94ZM105 209V208H104ZM205 209V208H204ZM9 210V209H8ZM107 210V209H106ZM130 210V209H129ZM201 210H202V208H201ZM87 211V210H86ZM197 211V210H196ZM204 211V210H203ZM202 211V213H204ZM214 211V210H213ZM43 212V211H42ZM41 212V213H42ZM179 210H178V207L176 208H173L172 209V214H173V218L175 219V220H173L174 222L172 223V226L173 227H175V233H178V232H176V231H178V227L180 228V226H178V222L176 223V219L178 218V215H179ZM193 212H195V211H193ZM96 213H97V211H96ZM196 214V213H195ZM210 214V213H209ZM129 214H127V216H128ZM207 215V214H206ZM47 216V215H46ZM136 216V217H135ZM37 217V216H36ZM182 217H184L183 215H182ZM186 217V216H185ZM188 217V216H187ZM196 217V216H195ZM207 217V216H206ZM18 218V217H17ZM27 218V217H26ZM38 218V217H37ZM61 218H62V216H61ZM200 218V217H199ZM204 218V217H203ZM25 219V218H24ZM52 219V218H51ZM132 219V218H131ZM202 219V218H201ZM208 219V218H207ZM64 220V219H63ZM99 220V219H98ZM100 221V220H99ZM188 221V220H187ZM199 221V220H198ZM213 221V220H212ZM37 222V221H36ZM65 222V221H64ZM146 222V221H145ZM200 222V221H199ZM206 222H209V221H206ZM61 224V223H60ZM21 226V225H20ZM45 226V225H44ZM70 226V225H69ZM72 226V225H71ZM81 226V225H80ZM168 226H170V224L168 225ZM204 226V225H203ZM17 227V226H16ZM19 227V226H18ZM28 227V226H27ZM56 227V226H55ZM166 227V228H165ZM165 230H166V232H167V226H166V224H165ZM82 228V227H81ZM91 228H92V226H91ZM169 228V227H168ZM177 228V229H176ZM203 228V227H202ZM181 229V228H180ZM179 229V230H180ZM196 229V228H195ZM13 230V229H12ZM163 230V229H162ZM89 231V230H88ZM97 231V230H96ZM99 231V230H98ZM182 231V230H181ZM16 232V231H15ZM48 232V231H47ZM70 232V231H69ZM90 232V231H89ZM180 232V231H179ZM130 233V232H129ZM132 233V232H131ZM161 233H164V232H161ZM206 233V232H205ZM11 234V233H10ZM179 234V233H178ZM210 234V233H209ZM124 235V234H123ZM148 235L150 236V239H151V242H152V240H154V237H155V235H154V233H152L151 231H149V233H148ZM164 235V234H163ZM190 235V234H189ZM212 235V234H211ZM210 235V236H211ZM12 236H14V235H12ZM24 236V235H23ZM46 236V235H45ZM134 236V235H133ZM177 236V235H176ZM181 236V235H180ZM205 236V235H204ZM60 237V236H59ZM183 237V236H182ZM165 238V237H164ZM79 239V238H78ZM82 239V238H81ZM80 239V240H81ZM92 239V238H91ZM90 239V240H91ZM29 240V239H28ZM156 240V239H155ZM108 241V240H107ZM136 241V240H135ZM7 242H9V241H7ZM81 242V241H80ZM36 243V242H35ZM95 243V242H94ZM134 244H135V242H133ZM159 243H161V242H158V244ZM12 244H14V243H12ZM19 244V243H18ZM67 245H68V243H66ZM100 244V243H99ZM66 245V246H67ZM81 245V244H80ZM83 245V244H82ZM97 245V244H96ZM101 245V244H100ZM160 245V244H159ZM149 246H152V245H150V243H149ZM156 246V245H155ZM155 246H153L154 247V249H155ZM99 247V246H98ZM212 247V246H211ZM19 248V247H18ZM151 248V247H150ZM159 248V247H158ZM70 249V248H69ZM136 249V248H135ZM149 249V248H148ZM162 249V248H161ZM212 249V248H211ZM0 250H2L1 248H0ZM36 250V249H35ZM117 250V249H116ZM3 251V250H2ZM6 251V250H5ZM50 251V250H49ZM48 251V252H49ZM52 251V250H51ZM50 251V252H51ZM157 251V250H156ZM161 251H163V250H161ZM17 252V251H16ZM155 252V251H154ZM24 252H22V254H23ZM113 253V252H112ZM121 253V252H120ZM48 254V253H47ZM84 254V253H83ZM107 254H108V252H107ZM137 254V253H136ZM51 255H53V253L51 254ZM144 255V254H143ZM13 256H15V255H13ZM27 256V255H26ZM28 257V256H27ZM38 257V256H37ZM78 258V257H77ZM94 258V257H93ZM110 258V257H109ZM117 258V257H116ZM119 258V257H118ZM15 259V258H14ZM113 259V258H112ZM115 259V258H114ZM113 259V260H114ZM167 259V258H166ZM17 260V259H16ZM57 260V259H56ZM111 260V259H110ZM120 260H122V259H120ZM18 261V260H17ZM112 261V260H111ZM118 261V260H117ZM123 261V260H122ZM16 262V261H15ZM34 262V261H33ZM67 262V261H66ZM102 262V261H101ZM109 262V261H108ZM121 262V261H120ZM11 263V258L9 257V256H7V255H3L2 257H0V264H10ZM87 263V262H86ZM118 263V262H117Z\"/></svg>",
    "mask_w": 264,
    "mask_h": 264
}]
</instances>
